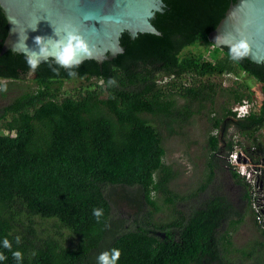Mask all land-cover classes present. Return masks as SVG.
<instances>
[{"label": "trees", "instance_id": "trees-1", "mask_svg": "<svg viewBox=\"0 0 264 264\" xmlns=\"http://www.w3.org/2000/svg\"><path fill=\"white\" fill-rule=\"evenodd\" d=\"M238 1L164 0V12L152 19L159 34L125 32L124 51L111 60L67 68L51 58L33 73L22 53L4 52L10 23L0 6V96L9 101L0 107V254L6 257L0 264H99L111 249L121 251L117 264H264V227L263 239L238 249L233 236L245 216L225 193L180 206L209 193L217 172L227 168L259 218L252 183L219 159L240 146L260 164L255 148L264 153V64L248 57L233 62L230 47L214 46L211 60L184 52L213 46L209 35ZM240 73L261 85L263 101L237 119L233 107L253 102L255 93L246 85L225 89L210 78ZM187 77L189 85L182 81ZM110 78L116 86L108 85ZM72 79L88 85L76 94L63 91ZM222 93L227 96L216 112ZM202 114L210 129L209 173L198 191L182 196L172 190L179 173L165 163L164 142L185 136ZM230 130L244 140L228 139ZM157 194L173 218L158 220L164 209ZM97 208L103 209L99 222Z\"/></svg>", "mask_w": 264, "mask_h": 264}, {"label": "water", "instance_id": "water-1", "mask_svg": "<svg viewBox=\"0 0 264 264\" xmlns=\"http://www.w3.org/2000/svg\"><path fill=\"white\" fill-rule=\"evenodd\" d=\"M0 6L10 23L4 52L12 49L21 53L13 47L19 41L22 47L25 37L27 47L38 52L35 37L58 40L55 31L62 36L65 26L71 24L92 48V56L82 62L115 58L124 51L120 39L125 32L132 37L139 33L159 34L152 19L166 8L164 0H0ZM241 38L249 44L247 57L264 64V0H239L233 4L208 40L213 47L221 48L231 47ZM48 46L51 48V43Z\"/></svg>", "mask_w": 264, "mask_h": 264}, {"label": "rangeland", "instance_id": "rangeland-1", "mask_svg": "<svg viewBox=\"0 0 264 264\" xmlns=\"http://www.w3.org/2000/svg\"><path fill=\"white\" fill-rule=\"evenodd\" d=\"M213 50H214L213 46H208L207 44H198L186 48L184 52L185 53L192 52L193 54L203 53L207 60H211V52ZM210 80L218 84L222 83L225 89L231 86H239V85L248 86L255 93L253 104L250 103V107L254 111H256L257 109L256 106H258V104L262 100L261 85L254 78L249 77L245 73H240L239 75L212 77L210 78ZM182 81L184 84L189 85L191 83V78L190 77L182 78ZM169 82H171L170 79H164L162 83H169ZM1 83H5V81H1ZM87 85L88 83L83 80L72 79L64 83L63 91L76 94L80 88L83 87V89H85ZM13 91L16 93L20 92V90H17L16 86H13ZM226 96H227L226 93H222L217 97V105L213 107L216 112L220 111L221 109L220 105L223 104V102L226 99ZM8 102L9 101L7 99L5 100L0 96V107L6 105ZM209 130H210L209 124L207 122L206 116L202 114L199 116H195L192 119L190 127H188L185 131L186 132L185 136H177L172 139L169 138L166 139L164 142V147L166 149L165 163L167 166H170L174 172L179 173L178 179L172 185V190L174 192L181 194L182 196L190 195V193L198 191V189L202 185V182L208 176L209 171L207 170V166H206L207 165L206 163L208 161V157H207L208 155H207L206 147H207V138H208ZM219 132L218 134L220 136ZM259 136H260L261 146L264 149V130L260 132ZM227 137L228 139L231 138L234 141H237L238 139L244 140L243 138H240L237 135V133H235L234 130H230ZM224 146L225 144L224 142H222V147ZM235 151H240L242 158L241 164L238 165V167L236 166L235 169H238L239 167L240 169L241 167H244L245 170L256 169L259 171L260 169L261 170L264 169L263 152H260L255 148V151L257 152L256 156L260 158V164L258 165L251 160V158L248 156L249 154H247L242 147L236 146ZM229 157L230 155L227 156L223 152V155L219 159L220 163L224 164L225 162H229ZM217 174H219V177H216L215 185L216 187L219 188L218 192L215 191L216 189L214 185L209 193H204V194L200 193L197 198L181 203L180 206L186 207L187 205L186 203L195 204L199 206V204H201L204 200L211 198L216 193H225L230 198V200L235 204L237 210L241 211L245 216L244 222L239 225L236 232L234 233L233 240L238 249H242V250L248 249L253 245L255 241L263 239V232L260 230L259 227L260 226L264 227V214H263V219L259 220L258 217L254 216L253 211L251 209H248L247 203L242 199L243 188L239 187L235 183L236 180L231 175L230 170L225 168V171L223 172L218 171ZM261 175L263 176V172L257 175L256 181L259 180L260 177H262ZM252 185H253L254 199L258 197L264 198V188L260 187L259 189L258 186L254 185L253 183ZM156 198H158L159 204L163 206L162 208L164 209L160 214H158L157 216L158 220L173 218L170 215L169 210L165 211L167 207L164 206L165 205L164 200L159 199L158 194L156 195ZM257 203L258 201H256L253 206V209L254 211H256V213L260 212V210H258L256 207ZM237 218L238 217H236V219ZM226 228L228 230L229 227L226 226ZM231 230L234 231L235 229L232 228ZM240 255L241 254H237V256ZM238 260L239 259L237 258V261ZM240 261H238V264L241 263ZM233 264H237V263H233Z\"/></svg>", "mask_w": 264, "mask_h": 264}, {"label": "clouds", "instance_id": "clouds-1", "mask_svg": "<svg viewBox=\"0 0 264 264\" xmlns=\"http://www.w3.org/2000/svg\"><path fill=\"white\" fill-rule=\"evenodd\" d=\"M89 17L86 15L85 20ZM36 30V27L32 28ZM55 35L59 37L58 40H53L50 37H40L37 36L34 39V43L38 46L39 51L29 49L25 44L27 37L23 41V46L20 47V41L14 45V49L20 51L26 59L27 65L35 70L39 63L46 61L49 57H53L57 65L71 68L73 66H78L83 59L90 58L92 56V48L89 45L85 37L80 33L78 28L73 25L68 24L65 26L63 35L61 36L55 31ZM219 37L217 38V40ZM51 43L52 47L49 48L48 44ZM249 54V44L246 39L237 40L229 50V57L233 62L239 63ZM56 72L57 69L53 68ZM70 76H75L76 73L70 71ZM108 85L116 86L117 81L114 78L108 80ZM93 215L96 217L97 222L103 216V209H93ZM19 237H17V242H19ZM5 247L10 248L8 241H5ZM13 256L18 261L22 259V254L20 252L13 253ZM121 256V251L119 249H111L110 251L103 252L99 257V264H117ZM6 259L2 254H0V260Z\"/></svg>", "mask_w": 264, "mask_h": 264}, {"label": "built area", "instance_id": "built-area-1", "mask_svg": "<svg viewBox=\"0 0 264 264\" xmlns=\"http://www.w3.org/2000/svg\"><path fill=\"white\" fill-rule=\"evenodd\" d=\"M250 103L253 104V102L245 100L243 103L239 104L236 108L233 109L238 118H241V119L245 118L251 113L252 108L250 107ZM229 162L231 163V165L233 167H235V168H236V166L238 167V165H240L242 162L241 152L240 151H234L233 153H231L230 157H229ZM244 163H245V161H244ZM236 171L240 175H242L243 177H246V179L250 183L257 185L259 189H260V187L264 188V184L260 183L259 180L256 181L257 175L261 173V172L259 173L258 170H256V169H246L245 170L244 167H241V169L239 167L238 169H236ZM256 199H257L256 201H258L256 207L258 210H260V212H258L259 213V220H262L263 214H264V198L258 197ZM261 201H262V204H261Z\"/></svg>", "mask_w": 264, "mask_h": 264}, {"label": "flooded vegetation", "instance_id": "flooded-vegetation-1", "mask_svg": "<svg viewBox=\"0 0 264 264\" xmlns=\"http://www.w3.org/2000/svg\"><path fill=\"white\" fill-rule=\"evenodd\" d=\"M262 101H263V96H262V100L260 101V103L258 104V106H256V108H257L256 111H258L259 108L261 107ZM238 105H239V104H236V105L233 107V109L236 108ZM252 111H254V110H251V112H252ZM236 116H237V115H236ZM237 119H241V118H238V117H237ZM237 119H236V120H237ZM236 120H234V121H236ZM220 138H221V141L224 142V144H225V141H224V140H225V139H224V127H223L222 130L220 131ZM223 148H224V147H223ZM259 171H260V172H263V176L261 175L263 178L260 177V178H259V181H260V183L264 184V182H263V181H264V171H263V169H262V170L260 169Z\"/></svg>", "mask_w": 264, "mask_h": 264}]
</instances>
